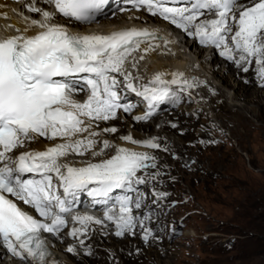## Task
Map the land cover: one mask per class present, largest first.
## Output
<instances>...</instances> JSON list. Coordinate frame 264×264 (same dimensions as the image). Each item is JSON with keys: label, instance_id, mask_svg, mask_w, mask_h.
<instances>
[{"label": "snow or ice", "instance_id": "6c2138e0", "mask_svg": "<svg viewBox=\"0 0 264 264\" xmlns=\"http://www.w3.org/2000/svg\"><path fill=\"white\" fill-rule=\"evenodd\" d=\"M45 2L65 18L90 23L110 0ZM127 3L170 22L198 39L201 45L220 50L219 55L245 72L255 62L264 86V0H253L248 6L240 0H172L173 4L184 6H168V0ZM28 10L40 13L42 18L25 17L28 26L24 32L33 28L40 31L33 36L21 34L0 40V240L13 256L21 260L31 258L29 264H49L50 252L43 233L60 237L69 227V216L79 225L67 233L74 239L87 235L92 225H104L105 220L114 224L117 236L134 234L138 224L143 223L133 213V209L141 208L143 197L120 198L105 210L104 219L73 215V205L83 190L94 198H107L114 190L126 187L135 191L134 185L145 184L159 175L158 171L148 174V169L157 168L155 156L118 147L109 158L81 167L63 161L69 155L102 156L113 147L110 141L98 137L118 129H95L99 122L115 119L119 110L129 113L134 107L121 102L122 82L117 75L123 77L126 89L147 103V111L135 116L136 121L150 119L157 104L176 98L170 85L182 84L183 91L198 87L199 82L187 80L183 73H174V78L166 81L165 74L158 73L149 84H142L139 89L134 86V78L124 65L133 52L146 54L158 47L154 43L159 36L157 29L76 34L64 25L51 23L54 13L34 5H29ZM172 42L165 39V43ZM141 44L146 46L141 49ZM76 77L83 80L89 91L84 101L74 98V93L84 90L77 87ZM39 138L61 142L43 151L15 154ZM121 139L150 149L161 148L155 138L137 141L128 135ZM26 174H33V178L25 179ZM15 201L29 205L40 219L22 210ZM150 235L146 231L143 239L147 241ZM79 243L83 245V239ZM67 250L74 252L75 248Z\"/></svg>", "mask_w": 264, "mask_h": 264}, {"label": "rangeland", "instance_id": "374dc122", "mask_svg": "<svg viewBox=\"0 0 264 264\" xmlns=\"http://www.w3.org/2000/svg\"><path fill=\"white\" fill-rule=\"evenodd\" d=\"M252 2L253 0H240L244 6ZM21 8H18L20 12L15 13L14 17L21 20H25V17L41 20L40 13L31 12L28 8L22 12ZM35 15L40 17L36 18ZM85 26L91 27L90 24ZM164 29L169 33L166 26ZM1 30L0 27V34ZM169 34L175 37L172 33ZM177 42L186 48L185 41ZM175 47L180 52L178 45ZM204 50L206 56L211 55L205 61L199 57L195 47L185 55L189 71L196 73L193 77H203L202 84L194 87L198 88V92L192 91V96L197 95L199 101L189 99L185 104L184 100L181 110L172 114L159 113L150 120V127H136L128 121V116L123 115L115 120L124 123L123 129L118 128L117 134L103 133L98 137L113 145L104 154L108 151H114L115 154L117 145H120L119 136L131 135L136 138L134 134H141L146 139H152L151 136L161 137L167 151L161 148H149L145 151L155 156L157 163L156 169H148L149 176L159 172L155 179L149 178L147 183L140 184L146 200V206L142 210L145 222L140 224L134 234L117 237L121 241H107L112 234L102 228L100 242L111 248L115 245L116 250L93 256L96 247L82 246V250H87L89 261L94 262L93 259L96 258V264H264V246H259L264 244V216L263 220L258 218V215H264V110L262 112L261 106H256L252 101L234 97L237 89L233 84L237 81L228 71V62L216 50ZM182 52L178 55L185 54ZM216 55L220 58L217 63L212 61ZM160 59L168 60L166 57ZM133 63L136 64L135 67ZM235 66L247 77L241 79V83L256 91L260 89L259 95L264 101V86H261L255 62L247 72L236 64ZM125 68L142 78L148 74L145 63L136 59ZM214 70L227 75L231 84L225 83ZM182 92L187 94V90ZM221 93L225 95L226 103L235 105V109L248 107L247 114L253 121V128L249 133L236 113L217 110L218 102L212 103L208 97H216ZM194 106L200 107V111L192 117L188 112ZM201 108H206L204 115ZM162 114L185 116L187 125L176 131L165 130L160 127ZM208 121H212L213 128L208 127ZM258 127L263 129L259 130ZM101 129L103 127L99 123L96 131L100 132ZM176 144L177 149L174 146ZM32 146L31 143L27 148ZM95 150H99V145ZM104 154L97 157L103 160L106 157ZM94 158L88 153L84 156L69 155L63 161L77 166L89 163ZM170 178L179 182L175 184ZM146 231L151 232L147 241L143 239ZM89 241L95 242L94 237L88 238L87 243ZM60 245L67 248L63 243ZM68 247L73 246L68 244ZM74 253L79 254V251L75 249ZM62 254L71 258L67 251ZM5 261L7 264L11 262Z\"/></svg>", "mask_w": 264, "mask_h": 264}, {"label": "bare ground", "instance_id": "6f19581e", "mask_svg": "<svg viewBox=\"0 0 264 264\" xmlns=\"http://www.w3.org/2000/svg\"><path fill=\"white\" fill-rule=\"evenodd\" d=\"M28 3L29 2H27V1L14 3V2L0 0V26L2 27V30H1L2 34H0V35H2V36H16V35L23 34V35H27V36H33V35L37 34L38 31H40V29H38V28H33L28 32H24V29L28 26L26 21L21 20L17 17H14L15 13L20 12V10L18 9L19 7H22L21 8L22 12H23V9H24V11H26V8H27L26 5H28ZM37 4L38 5H35V7H42V10L47 9L51 12L50 6H48L47 4H44L41 2H39ZM138 15L139 14H136L137 17H135L132 14H122V15L112 17V18L97 20V23L90 24L91 25L90 28L94 29L96 27V25H98V27H99L98 31L104 32V33H110L114 30L113 27L111 26V24L119 23V22H126L127 20H130V19H138V20L142 21L144 23V25L159 27L162 31H164L163 35H164L165 39L169 40V41H174V42L165 43V39L159 40V41L155 42V44L158 45V47H155V50H150L146 54L143 51L136 52L134 59H136V61L144 62L145 66L147 68L148 74L145 77L142 78L139 75H137L136 73H133L131 71H127V72H130L135 80L141 81V82H146V81L150 80L151 78H153L158 73H164L165 75H164L163 79H165L166 81H170L171 79H173L174 77L172 74H174V73H183L184 77L187 80H189V81L196 80L197 82L202 84L203 77L200 76V78H198L197 77L198 75L197 76L195 75V78H194L193 74L195 72L189 71L190 69L187 65L188 59H187V56H185V55L191 53V51H193V47H195V50H197V54L204 61L211 58V55H210V57L206 56V51L204 50V48H201V45L196 43L195 41H193V42H190V41L186 42L185 41L186 42V48H183L177 42L175 37H173L171 34H169L165 31L164 28H165L166 24H164L162 22H158L157 18L143 19L142 16L139 15V17H138ZM34 17L37 18L40 16L35 15ZM28 20H31V19L28 18ZM54 20L60 22L61 24L64 23V24H68L69 26H77V27H81L84 29H90L89 27H87L83 24H79V23L77 24L68 18H63V17L56 16V15H55ZM17 29H19L20 31L18 32ZM86 32H92V31L87 30ZM177 45H178V49L180 50V52L184 51L185 54L178 55L180 52L176 50L177 47H175V46H177ZM145 46L146 45H143L141 49H143ZM142 55L144 56V59L141 60L140 57ZM160 57H163V58L166 57L168 60L165 61L164 59H160ZM213 60L215 61V63H217L220 60V58H218V56L216 55L212 58V61ZM224 60L227 61L229 64L228 65V69H229L228 71L230 72L231 77L235 76V80L237 81L235 84H233V87H235L237 89L234 93V97L244 98V99H247L249 101H252L253 103H256L257 104L256 106H258V105L261 106L262 112H263L264 101H263V98H261L259 95L260 89L259 90L257 89L258 91H256V89H251V88L244 86L243 83H241V79L247 78L246 75L243 74V72H241L240 70H238V68L235 66L234 62H231L225 58H224ZM127 64H128V62H127ZM127 64H125V65H127ZM124 68H125V66H124ZM214 73L220 74V77L222 79H224L225 83H227L228 85L231 84V82H229V80L227 78V75H225V74L221 75V72L220 71L218 72L217 70H214ZM172 86L178 90H181L183 87L182 84H176V85H172ZM215 88L217 90L218 87L216 86ZM196 90L198 92V88L197 89L192 88V89L187 90V92H186L187 94H185L186 95L185 96L186 102L189 99H192L193 102H197L200 100L197 95L192 96L193 95L192 91H196ZM190 91L192 92V94ZM261 92H263V90ZM203 96L205 98L206 93H204ZM208 97L210 98L212 103L218 102V105L216 108L217 110H222V111H226V112H230V113H232V112L236 113L239 116V118L241 119L242 125L246 128V131L249 133L252 130L253 121L251 119V116L249 114H247V109H246V108H248L247 106L246 107L243 106L239 109H235V105H231V104L226 103L225 95H223L222 93L216 97L210 96V95ZM201 110H202L201 112L204 115V113L206 112V108H201ZM198 111H200V107L194 106L189 110L188 113L190 116L193 117ZM135 116H136V114L135 115H133V114L128 115V121L130 123H134V126H136V127H138V126L150 127V125H151L150 121L149 122H135L134 121ZM259 116H260V114H259ZM261 116H263V113H261ZM118 118L113 119V120H108V121H102L99 123H100V125H102L103 129L104 128H111V127H115L117 129L118 128L123 129L124 123H121L119 121H115ZM161 118H162V121H161L160 127L164 128L165 130H168V131H176V130H178L182 127H185L187 125V121H186L185 116L174 117V116H166V115L163 116V114H162ZM206 123H207L209 128H213L212 121H208ZM173 125H175V127H173ZM258 128H259V130L263 129V127L262 128L258 127ZM118 132L119 131H117L115 134H117ZM109 134H113V133H109ZM102 135H103V133H102ZM124 136H126V135H124ZM124 136H119L120 139L119 138L118 139H119L120 145H117V148H118V146H120V147L128 148V149H131L134 151H138V152H145L147 150L140 145H135L133 143H130V142H127V141L121 139V137H124ZM133 136L136 137L133 139L137 140V141L148 140L144 136H141V134H134ZM151 138L152 139L155 138L157 140V142L160 143L161 149H165L164 144H163V140L161 137L151 136ZM60 142L61 141L59 139L52 140V141L40 140V141L33 142L32 147H34L38 150H45L46 148L53 146L54 144L60 143ZM174 146H175V149H177V147H178L177 144ZM32 147L29 149L25 148L22 150L29 151L32 149ZM112 155H114V151H111V152L108 151V153L104 154V156H106L105 159L109 158ZM97 159H100V157L99 158L95 157L93 160L91 159L92 161L91 160L90 161L88 160V161L89 162H98V161L102 160V159H100L97 161ZM84 165L85 164H78L77 167H81ZM170 179L175 184H177L179 182V180H175L173 178H170ZM100 234H101V228L97 227V231L95 232V236H93L95 239V242L89 241V243L84 245V246L92 245V246L96 247L95 252L92 253L93 256L97 253H100V252H102V253L104 252V254H107L109 252H114L116 250L115 245L111 248V246L109 247L106 244H102L100 242L101 241V238H100L101 235ZM89 239H92V238H89ZM108 240L109 241H112V240L121 241V239L119 240L117 237H115L113 235L108 237L107 241ZM71 244L75 249H77L79 251V254H75L74 252H69L67 250L69 248L68 244H65V246L67 248H63L62 245H60V243H58V244H56V247H55V256L52 259L48 260L49 264H52L53 261H55V264H83V263L96 264L97 263L96 258L93 259L95 263L93 261L91 262L87 259V256H86L87 250H82L81 249L82 245L80 243L72 242ZM128 244H130V243H128ZM2 251H3V248L0 247V264H7L5 261L6 259H3V252ZM64 251H67L68 254H70L71 258L69 257V259H68V258H66V256H63L62 252H64ZM79 257H80V260H79ZM10 264H29V260H21V261L11 260Z\"/></svg>", "mask_w": 264, "mask_h": 264}, {"label": "trees", "instance_id": "16d2710c", "mask_svg": "<svg viewBox=\"0 0 264 264\" xmlns=\"http://www.w3.org/2000/svg\"><path fill=\"white\" fill-rule=\"evenodd\" d=\"M263 216H264V215H262V214L258 215L259 220H263ZM259 246L262 247V246H264V244L261 243Z\"/></svg>", "mask_w": 264, "mask_h": 264}]
</instances>
